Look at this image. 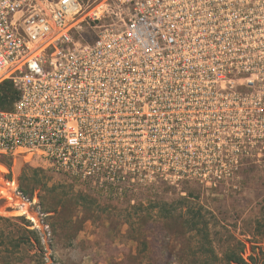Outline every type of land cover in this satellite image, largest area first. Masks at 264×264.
I'll list each match as a JSON object with an SVG mask.
<instances>
[{
    "label": "built area",
    "instance_id": "built-area-1",
    "mask_svg": "<svg viewBox=\"0 0 264 264\" xmlns=\"http://www.w3.org/2000/svg\"><path fill=\"white\" fill-rule=\"evenodd\" d=\"M221 2L238 4L0 0V85L17 91L0 107V157L95 182L132 134L227 130L242 87L264 99V49L259 16Z\"/></svg>",
    "mask_w": 264,
    "mask_h": 264
},
{
    "label": "rangeland",
    "instance_id": "rangeland-1",
    "mask_svg": "<svg viewBox=\"0 0 264 264\" xmlns=\"http://www.w3.org/2000/svg\"><path fill=\"white\" fill-rule=\"evenodd\" d=\"M237 3L219 6L259 16L262 51L264 0ZM242 90L227 130L132 134L95 182L0 157V264H236L232 252L264 264V99ZM191 210L210 243L191 230Z\"/></svg>",
    "mask_w": 264,
    "mask_h": 264
},
{
    "label": "trees",
    "instance_id": "trees-1",
    "mask_svg": "<svg viewBox=\"0 0 264 264\" xmlns=\"http://www.w3.org/2000/svg\"><path fill=\"white\" fill-rule=\"evenodd\" d=\"M17 91L13 87V85L5 81L0 85V107H9L13 103L14 99L16 98ZM186 199V197H183ZM190 208H188L186 211H189ZM192 211L193 215V221L191 230L194 231L195 234L200 235L203 238L208 239L209 243L211 242L209 238V230L206 226H201L204 222L202 220V214L198 211ZM208 252L211 253V255H214V249L210 245ZM227 261H231L236 264H246L245 259L240 254H235V252H232L230 256L227 257Z\"/></svg>",
    "mask_w": 264,
    "mask_h": 264
}]
</instances>
